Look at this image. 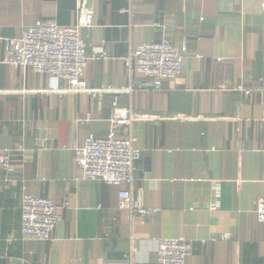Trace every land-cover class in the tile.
<instances>
[{
    "label": "crops",
    "instance_id": "crops-1",
    "mask_svg": "<svg viewBox=\"0 0 264 264\" xmlns=\"http://www.w3.org/2000/svg\"><path fill=\"white\" fill-rule=\"evenodd\" d=\"M79 1L0 0V150H12L9 173L0 172V264H155L156 241L179 236L193 248L186 264H264L255 215L264 198L261 0H86L94 23L81 36L87 54H104L88 63L87 87L120 93L58 95L49 89L64 82L3 63V39L36 22L73 25ZM162 38L185 55L182 74L159 90L134 89L145 78L125 58ZM114 107L137 118L115 133L141 151L121 189L160 210L143 220L119 210L120 188L80 178L70 151L106 138ZM23 187L56 204L50 241L21 239Z\"/></svg>",
    "mask_w": 264,
    "mask_h": 264
},
{
    "label": "built area",
    "instance_id": "built-area-1",
    "mask_svg": "<svg viewBox=\"0 0 264 264\" xmlns=\"http://www.w3.org/2000/svg\"><path fill=\"white\" fill-rule=\"evenodd\" d=\"M264 12V0L259 3ZM93 10L86 0H80L77 19L73 25L59 26L55 22H36L25 29L20 36L3 39L5 56L3 63L23 70L30 69L36 74L46 75L53 82L62 81L64 88L49 89L58 95L89 94L92 97L106 93H120L112 88L89 89L85 78L88 63L103 58L101 48L87 54L86 44L81 36L83 29L93 26ZM201 59V56L197 57ZM185 55L172 41L162 38L133 48L125 58V65L134 68L144 76V80L134 84V89L151 88L159 90L166 80L177 79L183 71ZM238 90L242 91L240 88ZM131 89H126L128 92ZM249 91L245 94L249 95ZM137 118L125 108L114 107L109 116L110 130L106 138L88 136L82 144L74 143L70 149L73 162L84 180H100L107 185L120 188L118 192L119 210L129 213L132 220H143L160 212L158 208H146L133 200L131 194L121 187L133 179L136 164L141 160V151L135 147L132 137H119L115 133L117 125L128 126ZM12 150H0V172L9 173ZM5 190L10 188V180L3 181ZM219 208V194L209 204L208 211ZM20 235L24 241L52 239L56 225L60 221L56 204L49 198L29 195L23 187L21 196ZM256 219L264 223V198L256 202ZM226 237L223 236V239ZM155 264H186L193 248L184 237L159 239L156 241ZM126 264V263H125Z\"/></svg>",
    "mask_w": 264,
    "mask_h": 264
}]
</instances>
